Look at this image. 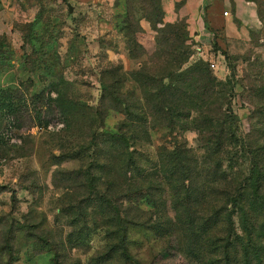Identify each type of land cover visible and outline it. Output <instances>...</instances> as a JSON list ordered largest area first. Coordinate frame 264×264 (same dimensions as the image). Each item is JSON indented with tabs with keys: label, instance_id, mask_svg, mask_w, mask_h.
Here are the masks:
<instances>
[{
	"label": "rangeland",
	"instance_id": "374dc122",
	"mask_svg": "<svg viewBox=\"0 0 264 264\" xmlns=\"http://www.w3.org/2000/svg\"><path fill=\"white\" fill-rule=\"evenodd\" d=\"M19 9L14 30H0V264H223L153 230L149 196L129 209L121 195L133 176L158 197L159 148L201 154L206 116L237 135L251 130L264 111V38L250 30L235 48L212 43V69L182 20L163 21L161 0ZM207 79L215 94L203 104ZM105 131L124 139L110 147ZM122 159L139 169L119 168ZM112 197L115 211L101 202ZM260 218L250 259L237 264H264Z\"/></svg>",
	"mask_w": 264,
	"mask_h": 264
},
{
	"label": "trees",
	"instance_id": "16d2710c",
	"mask_svg": "<svg viewBox=\"0 0 264 264\" xmlns=\"http://www.w3.org/2000/svg\"><path fill=\"white\" fill-rule=\"evenodd\" d=\"M153 8L157 11L156 6ZM202 61L209 66L208 60ZM201 88L204 104L215 91L209 79ZM253 117H257L253 127L241 135L233 127L225 128L228 121L219 115L204 117L205 126L199 128L201 154L180 145L170 151L160 147L162 177L154 185V190H159L158 197L130 176L121 202L127 201L131 209L144 195L149 196L158 218L150 227L162 236L177 233L176 237L181 236L190 249L191 245L196 247L198 258L212 252L221 257L223 264H237L241 257L250 259V249L257 238L255 230L264 216V111ZM214 120L220 123L219 129H214ZM103 133L110 147L124 139L118 131ZM130 161L122 159L119 168ZM136 163L134 159L130 164L138 170ZM244 163L245 172L238 174L234 168ZM162 191L168 198L161 196ZM109 200L101 202L115 211L118 198ZM237 229L244 233L238 234Z\"/></svg>",
	"mask_w": 264,
	"mask_h": 264
},
{
	"label": "crops",
	"instance_id": "0c3cea01",
	"mask_svg": "<svg viewBox=\"0 0 264 264\" xmlns=\"http://www.w3.org/2000/svg\"><path fill=\"white\" fill-rule=\"evenodd\" d=\"M30 1L32 0H0V30H14L9 23L16 22L15 19L22 15L19 8ZM50 1L86 5L103 0ZM161 5L163 21L182 20L190 39L198 44V48L203 52H207L214 42L223 47L230 45L235 48L239 40L248 38L250 30L258 31L264 38V0H161ZM225 11L227 14H224ZM141 25L144 28L149 27V23L144 19L141 20ZM257 49L264 58V46L260 45ZM208 56L210 58V53ZM223 61L225 63L224 58ZM262 75L264 76V62Z\"/></svg>",
	"mask_w": 264,
	"mask_h": 264
},
{
	"label": "built area",
	"instance_id": "2783aa9c",
	"mask_svg": "<svg viewBox=\"0 0 264 264\" xmlns=\"http://www.w3.org/2000/svg\"><path fill=\"white\" fill-rule=\"evenodd\" d=\"M224 14H227V12L225 11L224 12ZM197 54H198V56L199 57H201V58H203V59H205V60H208L209 61V66L212 68V69H216L218 66H219V64H218V62H219V60H210V59H208V58H205V55H206V53L205 52H203L202 50H200L199 48H197ZM208 55V54H207Z\"/></svg>",
	"mask_w": 264,
	"mask_h": 264
}]
</instances>
